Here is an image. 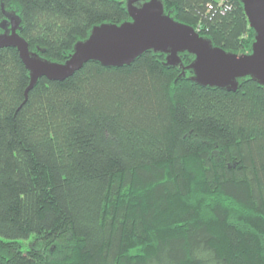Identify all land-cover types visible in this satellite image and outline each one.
Returning a JSON list of instances; mask_svg holds the SVG:
<instances>
[{
	"label": "trees",
	"instance_id": "trees-1",
	"mask_svg": "<svg viewBox=\"0 0 264 264\" xmlns=\"http://www.w3.org/2000/svg\"><path fill=\"white\" fill-rule=\"evenodd\" d=\"M161 1L215 47L249 51L239 0ZM4 12L57 63L93 26L128 20L124 0H0ZM179 76L148 52L40 78L24 102L29 74L0 49V264H264V86Z\"/></svg>",
	"mask_w": 264,
	"mask_h": 264
},
{
	"label": "water",
	"instance_id": "water-1",
	"mask_svg": "<svg viewBox=\"0 0 264 264\" xmlns=\"http://www.w3.org/2000/svg\"><path fill=\"white\" fill-rule=\"evenodd\" d=\"M239 2L254 33L249 51L243 54L215 47L194 28L175 21L165 12L161 0H124L128 20L93 26L62 63L48 61L30 51L20 35L19 18L4 12L0 49H15L29 74L24 102L40 78L63 81L90 62L106 68L130 66L148 52L163 55L165 66L180 70L179 77L188 72V80L203 87L235 92L239 81L246 78L264 86V0ZM183 54L192 57L186 66L181 60Z\"/></svg>",
	"mask_w": 264,
	"mask_h": 264
},
{
	"label": "rangeland",
	"instance_id": "rangeland-1",
	"mask_svg": "<svg viewBox=\"0 0 264 264\" xmlns=\"http://www.w3.org/2000/svg\"><path fill=\"white\" fill-rule=\"evenodd\" d=\"M222 0H220V2H221Z\"/></svg>",
	"mask_w": 264,
	"mask_h": 264
},
{
	"label": "built area",
	"instance_id": "built-area-1",
	"mask_svg": "<svg viewBox=\"0 0 264 264\" xmlns=\"http://www.w3.org/2000/svg\"><path fill=\"white\" fill-rule=\"evenodd\" d=\"M221 5V4H220Z\"/></svg>",
	"mask_w": 264,
	"mask_h": 264
}]
</instances>
